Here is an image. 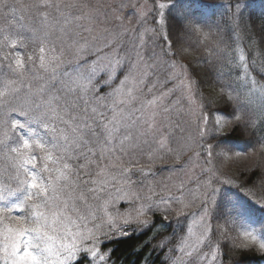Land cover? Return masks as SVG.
Here are the masks:
<instances>
[{"label":"snow or ice","instance_id":"1","mask_svg":"<svg viewBox=\"0 0 264 264\" xmlns=\"http://www.w3.org/2000/svg\"><path fill=\"white\" fill-rule=\"evenodd\" d=\"M169 6L166 3L158 4L157 28L151 31L170 51L173 42L169 38L168 20L163 11ZM22 7L31 14L38 27L28 29L29 36L0 29L3 33L0 46L17 50L7 64L11 78H6L0 87V108L4 109L6 117L3 121L5 128L0 133V148L5 150V158L15 172L19 193L16 201L0 203V251L4 252L10 264H73L74 260H77V264H83V260L77 259L81 252L90 254L92 261L106 264L109 257L98 247L101 237L126 236L129 233L125 231V226L132 223L150 230L155 227V221L147 217V212L154 209L152 205L146 208L142 205L135 218H125L119 226L105 212L107 219L101 218V223L96 224V213L89 204L88 194L103 189L91 186L98 182L91 179L92 174L88 171L92 164L89 157L97 154L90 145L100 143L101 137L104 144L113 143L114 134L120 131L117 125L123 124L126 129L134 128L135 133L125 135L120 141L121 145L127 141L129 147L134 148L138 140L152 137L164 147L167 121L173 108L165 102L168 94L163 91L147 100L138 97L136 85L142 84L143 79L140 73L136 76L131 73L124 75L126 62H122L118 47L108 39L111 36L109 30L101 27L107 22L109 13L103 11L104 5L99 0L97 4H91L88 0H32ZM234 7L239 10V0ZM5 9L12 13L17 11L14 6L9 8L7 0H0V12ZM113 18L120 19L114 12ZM26 40H31L34 46L32 54L27 57L20 52L21 48L27 47ZM100 41H104V47L112 53L108 63L98 67L97 62L93 61L87 73L78 72L75 79L61 82L64 84L63 96L51 94L47 84L56 81L57 69L64 63L65 57H83ZM140 43H143L142 37ZM95 50L99 52L103 49ZM136 55L138 64L143 57L139 53ZM171 55L175 56L176 53ZM240 58L244 59L243 56ZM4 59L7 60L8 55ZM37 69L44 76L38 77ZM117 73L124 75V78L109 93L112 102L106 105L105 97L100 96L99 91L103 87H110ZM45 77V84L33 87L32 81L44 80ZM129 84L132 86L126 87ZM52 87H55L54 83ZM226 97L230 105L237 99L231 92ZM100 107L110 111L111 118L99 111ZM218 111H222L226 118L229 115L227 108ZM198 119L206 125L203 115ZM230 119L236 124L243 120L241 111L234 105ZM57 122L64 127L57 129ZM38 123H43L53 133H59L53 136L50 148L43 138L36 136L33 125ZM219 123L217 120L216 124ZM10 134L16 136L15 146L7 143L12 139ZM204 134L201 132V135ZM144 142L147 143V140ZM36 149L46 153L42 157L46 162L40 169L35 163L38 158ZM212 149L213 145L209 143V157L213 155ZM261 150L264 151V144ZM110 151L114 152V149ZM121 151L124 149L121 148ZM49 160L51 166L47 163ZM71 160L77 161L78 168H73L69 163ZM81 171L86 178H81ZM208 184H212L211 179ZM220 192L214 187L210 194L205 192L202 207L211 200L218 214L232 215L234 206L231 203L220 205ZM0 200H3L2 196ZM177 202L183 203L179 199ZM90 222L93 223L92 228L88 227ZM105 226L108 231L103 230ZM210 231L206 220L205 233ZM252 246L264 252V238L258 237L252 230H245L238 247L247 249ZM215 249L219 250V244L215 245ZM212 258H216L215 253ZM84 259H88V256Z\"/></svg>","mask_w":264,"mask_h":264},{"label":"trees","instance_id":"2","mask_svg":"<svg viewBox=\"0 0 264 264\" xmlns=\"http://www.w3.org/2000/svg\"><path fill=\"white\" fill-rule=\"evenodd\" d=\"M25 1L27 4L32 2V0ZM145 1L150 6L146 13L151 12V17L148 19L146 13L143 15L142 35H147L146 41L152 45V49H147L153 54V56L149 54L146 59L149 61L169 59L173 57L171 53H178V49L187 51L189 56L186 57L189 60L183 58L181 60L185 62L186 68L196 79L198 88L209 93L203 95L201 103L208 116L215 118V116L224 115L222 111L218 110L227 108L228 117H230L233 105L241 111L243 120L239 124L230 120L226 131L213 132L205 141L207 144L213 145V150L225 149L237 157H232L226 163V172L223 171L226 181L224 186L219 189L221 190L220 205L223 206L228 202L243 208L245 214L238 220L242 223L250 220L253 224L260 225L264 235V151L261 150V145L264 144V95L260 96L253 91L255 85L261 86L264 90V0H239V10L234 7L238 0ZM88 2L97 4L98 0H88ZM103 2L104 0L100 3ZM121 2L133 10L140 5L139 0H121ZM159 3L170 5L163 10L165 19L168 20L169 38L173 42L170 51L160 38L150 32L151 28H157ZM119 12L123 13L121 9ZM24 18L30 26L38 27L30 13L24 15ZM241 56L244 57L243 60H241ZM70 65L72 64L67 63L64 68H69ZM168 70L167 66L160 72L163 79L167 78ZM6 71H8L7 64H2L0 74ZM37 76L42 75L37 72ZM59 76L60 73H58L56 81L48 82L47 87L51 94L63 96L64 84L59 80ZM120 77L121 75L117 73L115 82ZM46 80L47 77L44 80L32 81L33 87L45 84ZM53 83L55 87H52ZM159 87L169 86L162 82ZM106 88H101L99 95ZM230 92L237 97L232 105L229 104L226 97V94ZM71 99H75V97ZM105 110L107 116L111 118V112ZM5 119L4 109L0 108V131L5 128L3 123ZM39 124L40 126L44 125L43 123ZM59 125L63 124L59 123ZM47 134L52 142L53 136L59 135L50 129ZM13 136L15 135L13 134ZM102 141L103 137H101L100 143L90 145L97 153L89 157L92 161L88 168L92 174L91 179L94 178ZM236 153H242V155L238 156ZM253 153H255L254 158H251ZM174 160L175 157L170 160L168 165H156L153 169L174 168ZM69 163L73 168H78L77 161L71 160ZM80 175L82 179L86 178L83 171ZM147 180H152L150 175ZM1 181L5 182L6 188H9L5 191L6 196L12 195L10 203L16 201L19 195L18 185L12 181L9 168L5 173L0 174ZM141 183L149 194V188L145 186L144 182H137V184ZM179 194V192H172V197L174 195L177 197ZM88 195L89 204L96 213L95 223L100 224L101 218L107 219L106 204L97 193ZM125 204L122 203V205ZM160 205L159 200L152 204L154 211H151L149 219L155 221V227L150 230L133 223L130 230L125 229L129 233L126 236L113 235L108 239L101 237L99 244L101 250H99L108 255L106 264H174L187 236L185 231L186 215L181 213L172 218L163 219L166 216L161 212ZM214 218L215 212L208 219L213 225V230L208 233L205 243L200 248L201 253L207 252L205 258H211L212 264H264V252H261L257 246L245 249L238 247L242 240L234 243L228 238L224 237L223 239L222 233L213 223ZM91 225L93 226V223ZM103 230L108 231L106 226ZM217 244H219L218 251L215 249ZM214 253L216 254L215 259L212 258ZM88 255V253L81 252L77 259L83 260V264H100L98 260L92 261L89 258L85 260L84 257ZM0 264H10V260L6 259L3 251H0ZM73 264H77V260H74Z\"/></svg>","mask_w":264,"mask_h":264},{"label":"rangeland","instance_id":"3","mask_svg":"<svg viewBox=\"0 0 264 264\" xmlns=\"http://www.w3.org/2000/svg\"><path fill=\"white\" fill-rule=\"evenodd\" d=\"M7 3L9 8L14 6L17 11L12 13L9 9H5L0 12V29L18 31L25 36H29L28 29L32 26L27 24L24 18V15L29 14V12L22 7L27 4L26 1L7 0ZM139 3L140 5L133 10L123 5L121 0H104L102 3L104 5L103 11L108 12L109 16L107 22L101 27L109 30L111 36H108V39L112 40L114 46L118 47L122 62H126L124 75L131 73L136 76L140 73L143 83L136 85L138 97L141 100H147L153 96H158L162 91L168 94L165 102L169 103L173 111L167 121L168 127L165 132L167 139L164 147L156 143L152 137L138 140L137 146L134 148L129 147L127 141L121 145L120 141L123 140L124 136L128 135L129 132L135 133V129H126L123 124H118L117 127L120 131L114 134V142L104 144L102 141L100 145V155L96 162L93 178L98 183L92 186L103 189L98 191L97 194L103 198L107 207V214L116 220L117 226L122 225L125 218H135L142 205L146 208L148 205L154 204L155 201L158 202V200L166 217L172 218L175 215L184 213L186 215L185 231L187 236L174 264H212L213 260L205 258L207 252L201 253L200 248L205 243L208 233L213 230V225L208 220L213 212H215L213 223L222 233L223 239L225 237L231 242L237 243L238 240H243L245 230H252L255 235L261 238H264L263 232L260 225L256 226L250 220L245 223L238 220L239 217L245 214V210L241 207L233 205L232 215L218 214L211 200L202 207V201L205 199L204 193L208 192L210 194L213 187L220 189L224 186L226 177H224L223 171L226 172V163L232 157L237 158L221 148L212 149L213 155L209 157L207 154L208 144L204 140L213 132L226 131L231 119L230 117L226 118L224 115L211 118L202 108V97L209 93L198 88L195 82L196 79L186 68L185 62L181 60V58L189 60L186 57L189 56L187 51L184 52L183 49L182 51L178 49V53L169 59H154L153 61L146 59L151 54L147 48L152 49V45L146 41L147 35H142L141 21L150 6L145 0H139ZM120 9L123 12L122 14L119 12ZM113 12L115 16L120 17L119 20L113 18ZM146 16L149 19L151 12L146 13ZM13 17L15 18L13 19ZM152 29H150V32L153 35ZM2 36L3 33L0 32V39H2ZM113 37H115L114 40ZM141 37L143 43H140ZM25 43L27 47L21 48L20 52L27 57V55L32 54L34 46L31 40H26ZM96 48L103 50L97 52ZM16 52V49H6L0 46V66L8 64ZM136 53L143 57L138 64L137 60L139 58ZM6 55H8L7 60L4 59ZM151 55L153 56V54ZM111 58L110 49L104 47V41H100L83 57H65L64 63L57 69V73H60L59 80L67 82L70 79H75L78 72L87 73L93 66V61L97 62L98 67H103ZM85 60L88 63H84ZM67 63L72 65L69 68H64ZM133 65L136 67L134 68ZM167 66L169 68L168 76L163 79L160 72ZM37 72H39L38 69ZM40 73L44 76V73ZM124 75H121L117 82L114 80L112 83L115 82V84L107 87L100 94V96L105 97L104 103L106 105L111 104L109 93L119 86V82L124 78ZM6 78H11L9 70L0 74V87L3 86V81ZM162 82L169 87H159ZM131 86V84L126 85V87ZM149 89H151V92H149ZM253 91L260 96L264 95V90L259 85H255ZM105 109L100 107L99 111L105 112L107 116ZM201 115L206 118V125L198 119ZM217 120L220 121L219 124H216ZM58 124L59 122L56 123L57 129L64 127V125L58 126ZM33 128L37 138H43L50 148L52 140L47 134L49 129L45 128L44 125L40 126L39 123L34 124ZM2 132L0 131V133ZM201 132L206 134L201 135ZM10 135H12V139L7 143L15 146L16 137L13 134ZM144 140H147V143ZM188 146H190V149ZM121 148L124 149L123 152ZM110 149H114V152ZM35 152L38 157L35 162L36 167L40 169L46 162L42 159L46 153L39 149H36ZM254 155L255 153L251 155V158H254ZM173 157H175L174 168L169 167L163 170L164 168L160 167L159 170L153 169L156 165H168ZM47 163L51 166L50 160ZM8 168L12 174V181L17 183L14 179L15 172L11 167V163L5 158V150L3 151L0 148V174L5 173ZM161 168L163 169L160 170ZM125 169L127 171H124ZM97 172L100 174L96 175ZM149 175L152 180H147ZM155 176L156 178H154ZM209 179L212 180L211 185L208 184ZM138 181L144 182L145 186L149 188V194L144 190L142 183L137 184ZM8 189L5 187V182L1 181L0 196L3 197V200H0V203H8L5 194ZM172 192H179L180 194L177 197L176 195L172 197ZM177 199L182 200L183 203H178ZM122 203L126 204L122 205ZM150 213L151 211L147 212L148 218H150ZM15 214L17 213H13V215ZM206 220L211 228V231L207 233H205ZM132 224L125 226V229L130 230ZM88 227L92 228L93 226L89 223ZM98 247L101 250V246L98 245ZM188 253H192V255H188ZM88 257L91 259L90 254Z\"/></svg>","mask_w":264,"mask_h":264}]
</instances>
